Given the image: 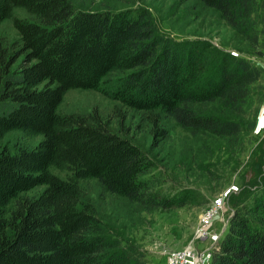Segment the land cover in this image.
Returning a JSON list of instances; mask_svg holds the SVG:
<instances>
[{
	"label": "trees",
	"instance_id": "obj_1",
	"mask_svg": "<svg viewBox=\"0 0 264 264\" xmlns=\"http://www.w3.org/2000/svg\"><path fill=\"white\" fill-rule=\"evenodd\" d=\"M197 1L246 46L165 38L140 9L75 12L68 0H0V27L11 21L17 33L16 42H0V142L14 131L40 137L33 148L0 152V264H148L143 250L84 201L80 182L96 183L100 203L122 199L147 210L187 204L149 194L145 177L153 163L111 132L108 121L96 113H61L71 90L100 92L138 113L151 123L155 141L167 137L160 120L169 118L203 139L208 157L238 160L244 139L251 143L243 134L254 130L264 101V68L255 61L264 55V0ZM17 9L27 17L15 16ZM209 105L212 111L196 109ZM112 113L122 132L123 115L117 107ZM256 154L257 172L242 176L208 264H264V153ZM38 187L44 189L26 196Z\"/></svg>",
	"mask_w": 264,
	"mask_h": 264
},
{
	"label": "rangeland",
	"instance_id": "obj_2",
	"mask_svg": "<svg viewBox=\"0 0 264 264\" xmlns=\"http://www.w3.org/2000/svg\"><path fill=\"white\" fill-rule=\"evenodd\" d=\"M68 1L75 12L90 10L117 13L143 10L150 15L157 34L174 41L206 40L217 48L227 50L246 46V42L236 37L232 28L217 12L205 8L197 0ZM14 15L27 17L20 9L15 10ZM16 41L17 33L11 21H5L0 27V42L10 45ZM255 61L263 66L264 55ZM263 106L264 101L258 109L254 130L243 134L246 138L251 136L252 140L248 143V139H244L245 150L234 157L238 160L215 153L214 157H208L205 152L207 153L206 147L209 145L205 146L203 139L192 136L169 118L160 120L167 137L155 141L150 122L142 121L138 113L118 105L100 92L71 90L65 95L59 110L63 114L79 116H92L96 113L103 121H108L111 132L138 145L153 163L145 177L149 194L172 198L175 202L187 201L186 205L180 207L150 210H147L146 205L138 207L122 199L106 198L100 203V190L94 181L79 183L86 195L84 201L96 209L104 224L116 230L119 237L143 250L148 264H169L166 260L168 253L183 252L190 245L197 252L206 253L213 243L215 247L224 236L233 213L232 204L239 196L242 176L246 174L249 179L257 172V165H253L254 159L251 156L257 153L256 156L259 157L261 151L264 153V146L258 148L259 142L264 139V122L260 124ZM115 107L123 115L122 132L119 131L120 117L112 113ZM254 107L252 102L247 108L248 113ZM213 108L211 105L196 106L199 111H212ZM39 141L40 137L27 138L17 131L10 132L1 140L0 152L4 149L15 152L18 147L30 149ZM235 160L241 162L237 168ZM52 173L61 179L69 176L54 169ZM43 189L44 187L35 188L26 193V196H35ZM217 202L222 203L220 213L223 220H212L208 228L209 236L198 239L196 230L201 217ZM209 260L204 264H208Z\"/></svg>",
	"mask_w": 264,
	"mask_h": 264
},
{
	"label": "built area",
	"instance_id": "obj_3",
	"mask_svg": "<svg viewBox=\"0 0 264 264\" xmlns=\"http://www.w3.org/2000/svg\"><path fill=\"white\" fill-rule=\"evenodd\" d=\"M221 209L222 203L217 202L201 217L199 227L196 230V237L198 239H203L209 236L208 228L212 220H223L220 213ZM213 244L206 253L197 252L194 250L193 246L190 245L183 252L168 253L166 255V260H168L169 264H204L207 259H210L211 251L214 248Z\"/></svg>",
	"mask_w": 264,
	"mask_h": 264
},
{
	"label": "crops",
	"instance_id": "obj_4",
	"mask_svg": "<svg viewBox=\"0 0 264 264\" xmlns=\"http://www.w3.org/2000/svg\"><path fill=\"white\" fill-rule=\"evenodd\" d=\"M263 122H264V106H263V109L261 111V122H260V124H262Z\"/></svg>",
	"mask_w": 264,
	"mask_h": 264
},
{
	"label": "bare ground",
	"instance_id": "obj_5",
	"mask_svg": "<svg viewBox=\"0 0 264 264\" xmlns=\"http://www.w3.org/2000/svg\"><path fill=\"white\" fill-rule=\"evenodd\" d=\"M206 220H208V219H206Z\"/></svg>",
	"mask_w": 264,
	"mask_h": 264
}]
</instances>
